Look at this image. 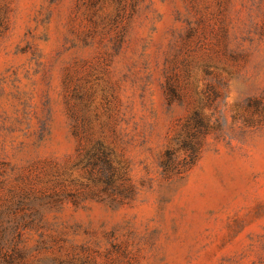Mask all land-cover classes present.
Returning a JSON list of instances; mask_svg holds the SVG:
<instances>
[{"label": "rangeland", "instance_id": "obj_1", "mask_svg": "<svg viewBox=\"0 0 264 264\" xmlns=\"http://www.w3.org/2000/svg\"><path fill=\"white\" fill-rule=\"evenodd\" d=\"M262 97L264 0H0V264H264Z\"/></svg>", "mask_w": 264, "mask_h": 264}, {"label": "trees", "instance_id": "obj_2", "mask_svg": "<svg viewBox=\"0 0 264 264\" xmlns=\"http://www.w3.org/2000/svg\"><path fill=\"white\" fill-rule=\"evenodd\" d=\"M262 101L264 102V97H262ZM260 102V98L255 99L254 106L257 107ZM208 122L200 110H192L182 129L173 137V144L164 151L161 163L164 171L175 170L179 172L181 167L185 168L193 163L200 149V136L212 128ZM180 148L186 153L181 159L177 156ZM86 153L89 155L88 165L97 172V180H102L107 189L113 190L115 188L116 179H124L123 172L118 171L110 159L111 150L104 147L99 141Z\"/></svg>", "mask_w": 264, "mask_h": 264}]
</instances>
